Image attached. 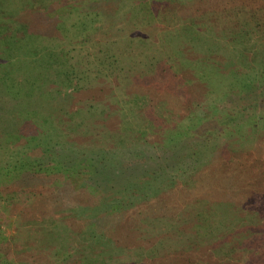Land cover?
Masks as SVG:
<instances>
[{"label": "rangeland", "instance_id": "1", "mask_svg": "<svg viewBox=\"0 0 264 264\" xmlns=\"http://www.w3.org/2000/svg\"><path fill=\"white\" fill-rule=\"evenodd\" d=\"M73 1L83 11L67 9L58 20L50 8L45 16L32 13L40 0H0L10 14L19 10L23 32L21 43L13 35L11 50L0 56L4 65L16 62L11 72L20 88L0 94V133L11 131L9 113L36 117L47 131L37 138L43 148L0 140V181L18 185L6 193L8 186H0V241L9 248L0 264H100L104 258L106 264L97 246L103 238L115 264H169L177 248L159 243L183 238L193 246L217 238L221 202L227 205L230 195L255 209L252 224L223 247L207 249L202 241L200 251L188 254L200 264H264V0ZM73 1L56 7L71 8ZM57 27L67 28L63 39ZM4 65L0 70L10 73ZM96 66L102 77L82 74ZM22 73L35 95L46 92L37 99L41 112L27 110L30 87ZM66 76L80 90L65 106L64 92L73 91ZM37 129L24 123L19 131L37 136ZM203 143L194 157L180 159L176 151H200ZM27 211L37 222H24ZM42 213L59 222L56 232ZM67 230L76 243L67 248L80 252L79 259L61 247ZM17 233L32 239L31 248L42 234L47 246L34 260ZM92 244L97 255L89 254ZM153 248L160 253L151 256Z\"/></svg>", "mask_w": 264, "mask_h": 264}, {"label": "trees", "instance_id": "2", "mask_svg": "<svg viewBox=\"0 0 264 264\" xmlns=\"http://www.w3.org/2000/svg\"><path fill=\"white\" fill-rule=\"evenodd\" d=\"M66 2L65 3H71V0H65ZM73 1V0H72ZM40 2L41 3H39V5H37V6H34L33 8H32V10L34 11V12H32L33 14H37L38 12H40V14H43L42 16H45V13L47 12V9L48 8H50L51 10H52V14L53 15H56V17L58 18V20H61L62 19V16H59V15H61V13L62 12H64V11H66L67 9H72V10H76V11H78V13L79 12H81V11H83L82 10V8H81V3H78L77 1H73L74 2V5L70 8H65L64 9V7H62V8H57L56 7V4H61L60 3V0H40ZM260 2H263V1H261V0H258V2L256 1V3L257 4H259ZM37 3V2H36ZM64 3V4H65ZM261 6H264V4H261ZM8 5L7 6H2L1 4H0V30H2L3 28H5L6 30H4V32H2V35H0V56H3L4 55V51L5 50H11V47H12V45H8L7 44V42H8V40L10 39V38H12L13 37V35H15V37H16V40H18L17 42H19V43H21V41L23 40V36H22V33L23 32H20L19 30H21L20 28H22V25H21V23L20 22H18V20H17V18H19L20 17V15L18 14V12H19V10H16V12L14 13V15H12V14H10L9 13V10H8ZM22 9V8H21ZM55 9H57L56 11H55ZM8 10V11H7ZM25 8H24V10H22V12H23V14L25 13ZM55 11V12H54ZM58 11H60L59 13H58ZM255 14H257L256 12H255ZM81 16V15H80ZM179 16H180V13H179ZM184 16V15H183ZM16 18V19H15ZM9 20H12V21H10L9 22ZM13 20H15L18 24H15V25H13L14 24V22H13ZM52 24H49V26H51ZM13 28H15V29H13ZM67 28L66 27H57V31H58V33L56 32V36H57V38L58 39H63V35H59V34H63L64 32H65V30H66ZM16 30H18V32L16 31ZM18 33H21L20 35H18ZM96 35H95V33L93 34V37H92V39L94 40ZM25 37V36H24ZM91 39V40H92ZM210 41H214V39H212V38H210V40L209 41H207V42H205V43H200V44H202V45H206V44H208ZM17 42L16 43H14V44H16L17 46H19L18 44H17ZM46 49H47V51H50L51 52V48H48V47H46ZM97 51V50H96ZM95 51V52H96ZM60 54H61V57H65V54H64V51L63 50H61L60 51ZM89 54V53H88ZM67 56V55H66ZM4 58L6 57V56H3ZM83 57L84 56H82V55H80L79 57L78 56H76V58H75V60H80V59H83ZM49 59H51V58H49V56L47 55L46 57H44V60H49ZM0 60H3L2 59V57H0ZM73 60V59H72ZM4 61V60H3ZM1 62L0 61V64H3L4 65V63H5V61L4 62ZM65 64V63H64ZM9 65V72L10 73H6V72H4L3 70H0V94H2V93H7V94H11V95H14L13 93H14V89H20L19 87H18V81H17V78H16V76L15 75H13L12 74V67H13V65L14 66H17L16 65V62H14L13 60H8V63H6V65H4V66H8ZM65 66L66 65H64L63 66V70L65 69ZM1 68H3V66L1 65ZM5 70V69H4ZM74 71H75V68L73 67V69H72V72H71V76H73L74 75ZM55 73V72H54ZM96 73H98V74H100L101 75V77H102V75H103V70H100V68L98 67V66H96V69L95 70H87V71H82V74H84V75H86V76H94ZM127 74H130L132 77H133V75H132V73H127ZM62 75V74H61ZM21 76L22 77H24L25 78V81L27 82V85H29V81L26 79V77L24 76V74L22 73L21 74ZM96 79H97V77H95ZM134 78V77H133ZM66 79H67V81H69V82H71V80H70V78H68L67 76H66ZM67 87H69L71 90L73 89V91H71V92H69V93H67V92H64V94H63V96H62V99L64 98V99H66V103L64 104L65 106L66 105H70V101H72L73 100V98H74V94H75V90L74 89H76L77 88V90H80V87H76L75 86V84L73 83V82H71L69 85H66ZM17 87V88H16ZM29 87H30V89L28 88V90H26V91H28L27 92V94H26V96H27V98H25L24 100L26 101V102H28V105H27V110L29 111V114H31L32 112L33 113H35L36 111L35 110H33L34 109V107L36 106L37 107V109H38V111L39 112H41L40 110L41 109H39V108H42V107H40V105H39V101L37 100V99H40V96H45L46 95V92H45V94L43 93L42 94V92H40V93H37L36 95L34 94L35 92L33 91V87L31 86V85H29ZM36 89H38V87H36ZM41 89V88H40ZM39 90V89H38ZM109 93H110V90H109V88L108 89H106ZM105 90H101L100 91V93L101 92H104ZM74 92V93H73ZM77 92V91H76ZM150 94V93H149ZM151 94H152V92H151ZM15 99H16V97H15ZM26 99H28V100H26ZM42 105H44L45 104V102L44 103H41ZM48 104L50 105V103L48 102ZM224 108H228V107H224ZM65 110V109H64ZM63 109H61V112L62 113H65V114H68V112L66 111H64ZM229 110V109H228ZM10 111V110H9ZM37 113V112H36ZM61 113V114H62ZM92 114H94L95 115V113H91V115ZM234 114V115H233ZM232 115V117H230V118H232L233 119V117L235 116V113H233ZM238 115H239V113H237ZM57 115V114H56ZM59 115H60V113H59ZM9 117L10 118H12V120H11V122H8L7 124L9 125V128H10V130L11 131H2L0 134H1V136H0V140H2V141H4L5 143H13V144H15V145H23L24 143H28V144H32V145H34V146H36L37 148H43L44 146L46 147V145H44V143H40V142H38L37 141V138L38 137H41V136H44V134L45 133H47V131H41V129H40V125H39V123L37 122V121H34L33 119H37L36 117H32L31 115H30V119H28V120H26V119H23V118H16V117H11L10 116V113H9ZM28 117V116H27ZM45 117V116H44ZM48 120V119H47ZM47 120H45L44 122V124H46V122H47ZM23 122V123H22ZM33 122V123H32ZM27 124V129L29 128V129H35L36 127H38V131H37V136L35 135H30L28 132L29 131H23L24 133H25V135L23 134V132L22 131H19V129L21 128V125L22 124ZM34 125V126H33ZM177 132H181V131H177ZM204 138L205 137H203V142H204ZM199 139H201V137H199ZM192 141V140H191ZM178 142V141H177ZM193 142V141H192ZM179 143V142H178ZM204 147V148H203ZM207 146H206V143H203L202 144V149L200 150V151H189V152H184V150H179V149H176V151H180L181 152V156H180V159H184V158H188V156H192V157H194V156H196L198 153H203L204 152V150H205V148H206ZM173 149H175L174 148V146L172 147ZM34 150H37V149H34ZM45 151V150H44ZM201 156H202V154H201ZM120 171V170H119ZM61 172L60 171H56L55 173H53V175H59ZM14 175V177H16V176H20V175H18V174H13ZM42 175H45V174H42ZM47 176V175H46ZM50 176V175H49ZM64 178H66L67 177V175H62ZM10 178H13V176H11V177H9V179ZM58 179V178H57ZM19 181H21L20 179H19ZM9 182V183H8ZM8 182H6V181H0V186L1 185H6V186H8L7 187V189H5V192L4 193H6V191L8 190V191H10V192H12L13 190V188H14V190L18 187V185H17V183L15 182V181H13L12 183L10 182V180H8ZM15 193H14V196L17 194V192L16 191H14ZM14 196L12 195V199H14ZM233 196H235V195H232V197H231V195L230 196H226V198H228V197H230V198H228V199H230V201L229 202H227V205H224V206H222L224 203H222L221 202V206L220 207H222V208H224L223 210H221L220 211V219H221V221H220V223H218L217 224V227H216V230H220V232H218L217 233V238L215 237V238H210V235H208L205 239V241H203V239L201 240V242H197L196 244H194L193 246L192 245H190V244H188V243H183L182 242V239L183 238H181L180 240L178 239L177 240V243H175V241H173L172 243H171V241L169 240V241H166V242H161V243H159V245H158V247L160 248V249H167V248H171V246H173V247H175V248H177L176 250V252H174V256L173 257H171V259H170V262H169V264H200V259L198 258V257H195V260H192L193 258H190L191 256L188 254V253H191V251L190 250H192L193 248H195L197 251H200V249H201V243H203V242H205V247L207 248V249H209L211 246L210 245H213L214 244V246H213V249L215 248V246L216 245H219V244H221V246L223 247L224 245H225V243H229V241H230V239H229V236L232 234V235H234L235 237L236 236H238V238H241V235H240V232L242 231V230H244L249 224H252V220H253V216H255V209H253L252 207H249V208H246L245 206H241L240 205V203H237L238 201L237 200H233L232 201V199H233ZM232 201V202H231ZM10 205H11V203H10V201H9V203L8 204H6V202H5V205L4 204H2L1 205V207H2V210H6L7 208H9L10 207ZM50 208V207H49ZM48 209V208H47ZM42 216H44V220L45 219H48V220H51V224L49 223H47L48 224V227L49 228H51L50 230H52V232H56L55 231V229H57V227H58V225H59V222H57V221H53L52 219H50V218H47V216L48 215H44V213H42ZM63 216V215H62ZM23 217H24V222H29V223H34L35 221L37 222V219H36V216H35V213L34 212H32V211H27V212H25V214L23 215ZM61 219V218H60ZM28 220V221H27ZM55 224V225H54ZM222 225V226H221ZM45 227H47V225L45 226ZM47 227V228H48ZM69 227H71V229L72 230H76V227L75 226H69ZM221 228H222V230H221ZM29 231H30V229H29ZM34 231V230H33ZM33 231H31L30 233H33ZM42 231H43V229H42ZM74 231H66V235H65V239H66V242H63V241H61V247L63 248L64 247V249L65 250H67L68 252H70V253H73V255L74 254H77L76 252H72L71 250L72 249H70V248H67L69 245L70 246H73V244H76L74 241H75V238H74V233H73ZM82 232V231H81ZM43 233V232H42ZM57 237V236H56ZM91 237H92V234H91ZM183 237V236H182ZM2 238V236H1V234H0V239ZM14 238H16V236L14 237ZM17 238L18 239H21V238H23V240L24 239H26L25 241H24V243H25V245H26V254H28V253H32V257H33V259L35 260V258L38 256L37 254H39L41 251H43V248H45V246H47L46 245V243H48V238L47 239H45L43 236H42V234H36V235H34V237H33V239L34 240H36V245L35 246H32V248L30 247V244L28 243V241H27V239H30L31 240V242H32V239L27 235V237L25 238V234H18L17 233ZM94 239V238H93ZM106 239H108V238H106ZM22 240V239H21ZM53 240V241H52ZM63 240V239H62ZM234 240V239H233ZM232 239H231V241H233ZM56 242L57 240H55V239H50V242ZM105 240H104V238H103V240L101 239L100 241H97V246L99 247V249H101V250H103V252H102V255H104V256H107L106 257V261H107V263L106 264H109V259H110V264H115V262H114V259L112 260L109 256H108V254L106 255V253H104V252H106L105 251V248H106V244H101L102 242L103 243H106V242H104ZM203 241V242H202ZM170 242V243H169ZM90 244H91V242H89ZM172 244H174V245H172ZM232 244H234L233 242H232ZM21 244L20 243H16V246L18 247V248H20L21 246H20ZM177 245V246H176ZM169 246V247H168ZM235 247L236 246H238L237 244H235L234 245ZM234 246H232V247H234ZM79 248V247H78ZM90 248V250H91V252L89 253L90 255L91 254H96L97 255V249H96V247H93V244L89 247ZM230 248H231V245H230ZM37 250H38V252H37ZM78 250H81V251H83V250H86V249H78ZM77 250V251H78ZM157 250V248H153L152 249V251H151V256L153 255H157V254H159L160 253V251L158 250V251H156ZM168 251V250H167ZM171 251V250H170ZM219 251V250H218ZM8 253H9V248L6 246V243H4V242H2V241H0V259H4L7 255H8ZM33 253H36V255H35V257L33 256ZM172 253H173V251H172ZM83 254V253H82ZM77 257H78V259L79 258H81V253L79 252L77 255H76ZM84 257V256H83ZM92 257H95V259L96 260H98V257L96 258V256H92ZM211 259H212V261L214 260V258L213 257H210ZM65 260V259H64ZM66 261V260H65ZM68 261V260H67ZM105 262V258H104V261H103V263ZM25 264H28V263H26V262H24ZM60 263H62V262H60ZM103 263H100V264H103ZM33 264H39V262H36L35 261V263H33ZM71 264H73V263H71ZM116 264H120V263H116ZM130 264V263H129ZM137 264H147V263H145V262H142V261H140L139 263H137Z\"/></svg>", "mask_w": 264, "mask_h": 264}]
</instances>
